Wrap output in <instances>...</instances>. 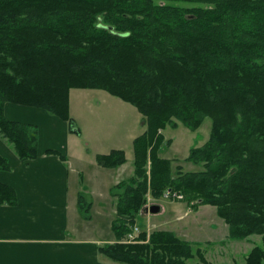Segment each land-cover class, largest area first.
<instances>
[{"label":"trees","instance_id":"1","mask_svg":"<svg viewBox=\"0 0 264 264\" xmlns=\"http://www.w3.org/2000/svg\"><path fill=\"white\" fill-rule=\"evenodd\" d=\"M40 75L51 76L47 89ZM92 88L135 105L150 127L134 141L135 177L114 188L113 232L120 241L137 224L149 192L158 198L203 182L204 202L219 207L232 238L264 236V0H0V135L22 161L38 157V131L9 120L6 104L40 108L72 125L70 90ZM224 108L230 113L222 120ZM172 116L192 129L212 118L209 143L187 159L206 171L172 179L169 163L152 153L148 174L150 132ZM97 162L114 169L126 158L115 150ZM0 170H10L2 155ZM16 200L15 190L0 183V204ZM79 207L90 208L83 198ZM150 238L99 252L121 264H185L181 259L192 257L189 244L174 236ZM247 264H264V246Z\"/></svg>","mask_w":264,"mask_h":264},{"label":"rangeland","instance_id":"2","mask_svg":"<svg viewBox=\"0 0 264 264\" xmlns=\"http://www.w3.org/2000/svg\"><path fill=\"white\" fill-rule=\"evenodd\" d=\"M184 6L193 7L188 4ZM43 65L46 64L40 63L39 68L36 69L42 70ZM58 78V76L55 77V83ZM37 82L43 84L42 88L47 89L48 86L52 85V78L48 75L47 77L40 75L37 77ZM32 85L35 86V83ZM29 101L37 100L29 99ZM232 106L234 109L236 104ZM257 109L259 110L258 107ZM69 111L75 124L74 129L80 131V133L77 131L78 135L73 137L76 139L77 146L71 154L73 168L75 170L92 169L96 163V154L103 151L123 149L128 153V156L124 151L126 162L118 168L125 167V169L122 173L121 171H113V175L108 182L119 181L118 184H120L122 181H128L135 177L134 141L144 135L149 127H147L146 118L143 117L137 107L102 88L72 89L69 93ZM227 113H230V110L226 108H224V111L218 112L219 115L224 116L222 120L228 119ZM160 115L161 117L167 116L164 111ZM225 125L236 126L228 124V122H224ZM212 131L213 120L210 117L205 118L202 124L195 129L190 128L175 116L169 119L165 127H159L155 132L152 129L148 140L150 145L146 167L148 174L150 175L152 167L150 159L152 153L155 154L156 158L169 163V174L172 179H177L180 172L193 174L206 171L204 163L197 164L187 159L192 149L205 147L209 143ZM73 132L75 131L73 130ZM88 143L90 147H87ZM98 148L102 150H98ZM76 154L80 156L77 157ZM101 170H104L103 167ZM88 181V178L84 176L82 194L86 200L91 202L92 189ZM105 184L109 186L108 183ZM192 186L194 188L190 192L186 188L183 191L167 189L165 194L158 198L152 196L149 192L147 203L141 209L137 219L138 222L132 228L131 233L120 241L113 232L116 238L115 241L102 246L108 244H148L151 236L156 233H164L178 238L184 244H189L192 257L182 258L181 260L185 264H247V259L253 250L264 246L263 234H250L243 239L232 238L230 224L221 216L219 207L206 204L203 200V192L206 188L205 182L201 186ZM105 188L104 186L103 189ZM226 202L228 201L226 200ZM85 204L87 205L86 202ZM152 205H160L162 207L161 213H147L150 217H143L146 214L144 209ZM227 208L231 207L227 205ZM117 216L118 213L116 218ZM95 225L99 226L100 223H95ZM100 231L101 234L104 233L103 228L92 230V233L94 236L99 237L101 235ZM109 233H112V231L110 230ZM144 235L145 238H143Z\"/></svg>","mask_w":264,"mask_h":264},{"label":"crops","instance_id":"3","mask_svg":"<svg viewBox=\"0 0 264 264\" xmlns=\"http://www.w3.org/2000/svg\"><path fill=\"white\" fill-rule=\"evenodd\" d=\"M5 115L37 128L39 155L22 161L0 135V155L10 165L9 171L0 170V183L13 188L17 198L15 204H0V264H119L99 252V247L116 239L113 224L118 200L114 193L118 192L113 187L119 181H108L113 171L122 173L125 167L101 170L97 162L98 155L113 150L96 154L92 169L75 170L71 154L77 148L73 137L78 134L68 122L46 110L17 104H7ZM84 176L92 189L91 202L82 194ZM79 198L90 207L87 213L79 207ZM146 214L143 217L149 218ZM98 228L104 233L96 237L92 230Z\"/></svg>","mask_w":264,"mask_h":264},{"label":"water","instance_id":"4","mask_svg":"<svg viewBox=\"0 0 264 264\" xmlns=\"http://www.w3.org/2000/svg\"><path fill=\"white\" fill-rule=\"evenodd\" d=\"M71 126L75 132L78 131L77 129H74L75 124H72ZM161 210H162V207L160 205H152V206L145 208L144 212H146L148 214H159V213H161Z\"/></svg>","mask_w":264,"mask_h":264}]
</instances>
